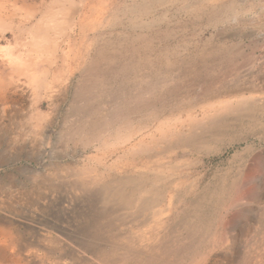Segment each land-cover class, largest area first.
Masks as SVG:
<instances>
[{
  "label": "rangeland",
  "instance_id": "374dc122",
  "mask_svg": "<svg viewBox=\"0 0 264 264\" xmlns=\"http://www.w3.org/2000/svg\"><path fill=\"white\" fill-rule=\"evenodd\" d=\"M142 2L0 0L3 19L14 23L0 31V81L12 86L0 95V229L7 236L0 264H264V0L174 1L129 19ZM231 5L236 17L213 25L214 8ZM199 6L208 8L203 15L187 9ZM71 9L55 42L32 49L28 29L51 16L61 23ZM126 33L151 37L142 55L192 67L195 79L173 103L137 114L121 129L89 143L60 141L80 77L72 55L82 47L93 55L102 36ZM208 49L217 65L205 69ZM46 71L49 89L28 84ZM243 101L253 109L229 116L231 126L211 151L171 147L157 132L185 122L188 134L192 119ZM87 181L97 209L81 190ZM105 186L110 202L102 201ZM114 192L119 202H111ZM98 215L108 218L96 222ZM87 228L100 237L93 247ZM174 248L176 256L169 254Z\"/></svg>",
  "mask_w": 264,
  "mask_h": 264
},
{
  "label": "bare ground",
  "instance_id": "6f19581e",
  "mask_svg": "<svg viewBox=\"0 0 264 264\" xmlns=\"http://www.w3.org/2000/svg\"><path fill=\"white\" fill-rule=\"evenodd\" d=\"M174 1H181L183 4L187 2V0H143L142 5H136L132 12L129 13V19L149 13L155 6H167L170 2ZM201 1L208 2L210 0ZM203 7L199 6L195 9L188 7L187 9L193 11V14L200 12L202 14L208 9L207 7ZM234 11L235 8L232 5L220 10L219 7L214 8L210 14V18L214 21L213 25L217 26L216 23L218 21L226 23L228 20H233L238 13L235 12L236 15L234 17L232 14ZM72 13V9L68 11L67 16L64 18L65 21L62 20L61 23L58 22L57 17L51 16L44 20L42 28H37V23L29 28L28 34L30 35L32 49L39 53L44 50L46 45L51 44L54 41L52 34L62 32L63 26L71 23ZM121 13H119L120 16ZM3 15L0 9L1 33H5L14 24L13 16L9 17V20H4ZM30 18H32V14L27 16L26 21L30 20ZM61 24L62 28L59 27ZM24 26L21 23L18 26V30L22 28L21 32L25 31ZM152 44L153 40H151V37L140 34L126 33L113 35L112 37L102 36L100 41L101 46L98 50L94 51L93 55H90L91 47L89 49L88 47L86 49L82 47L79 51L77 50L78 54L76 56L72 55V58L75 57L74 61L77 63L80 77L78 85L73 92L71 105L67 114V123L60 134V141H79L83 143L86 141L89 143L97 140L112 129H121L124 123L126 124V121L137 116V114L145 113L154 107L157 108L158 104L168 105L173 103L179 97L183 88H188L189 80L195 79L196 76L195 74L190 75V72L193 70L192 67L183 70L182 67L178 69L169 64L159 65L149 57L142 55V52L147 51ZM205 52V56H214L213 49L205 50ZM227 57L233 59L234 52L227 54ZM198 60L200 59L196 58L193 62L197 63L199 62ZM201 60V67L205 69L208 68L207 62H213L211 68L217 65L215 57H203ZM67 61H69V56L67 57ZM14 63L16 62L14 61ZM173 71L176 73L174 74ZM49 79V71H46L43 73V76L32 77L31 81L27 83L36 86L39 90H47L50 88V85L48 86ZM140 86L145 89L144 93L138 91ZM11 87L10 83L0 81V95L5 97V94ZM253 107L247 101L238 103L236 106L228 102L220 109L214 110L212 114L205 115L200 120L192 119L190 124H188V134L182 132L185 128L183 126L185 122L181 123L179 129L176 125L165 126L162 124V127L160 126L157 132L160 134L161 140L168 141L171 147L197 144L203 147L204 150L211 151L221 142L219 137L223 135L224 130L231 126L228 120L229 116L248 114ZM32 116L37 121L40 120L38 114L34 113ZM149 117H152V113ZM211 138H214L216 143L209 144V139ZM140 146H145L144 148L140 147L145 152L149 150L148 144ZM131 150L138 151L137 145L131 148ZM78 177H82V175H78ZM90 183L89 181L83 182L80 185L81 190L86 192V189L92 184ZM91 192L88 191L89 194L86 192L89 199L90 196L92 199L94 198L90 194ZM103 195L104 199L102 201L110 202L107 199L109 196L108 186L104 187ZM111 197V202H119L122 198L118 192H114V195L111 194ZM99 200V198L97 202L94 199L91 200L94 209H97ZM141 203L142 207H144L145 203ZM127 204H130V202ZM139 211H142L141 205ZM103 216H105L104 221L108 218L107 215H98L96 216V222L103 220ZM93 220L94 216L92 215L90 221L94 222ZM7 224L6 226H12L14 222H8ZM4 228L2 226L0 229V237H2L0 242H4V239H7ZM87 230L88 233L86 235L89 238V245L93 247L95 240L100 239V237L95 235L94 232L92 237V231L88 228ZM32 240L33 238L30 239L31 242ZM35 240L40 241L39 239ZM7 243L8 240H6V247L10 248V245ZM179 253L178 248H174L169 254L176 256ZM170 264H178V262L173 260Z\"/></svg>",
  "mask_w": 264,
  "mask_h": 264
}]
</instances>
